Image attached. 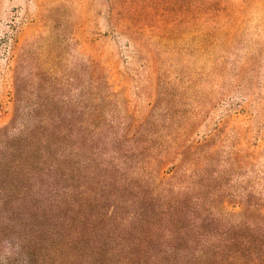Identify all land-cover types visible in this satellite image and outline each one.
I'll return each instance as SVG.
<instances>
[{
  "label": "trees",
  "instance_id": "trees-1",
  "mask_svg": "<svg viewBox=\"0 0 264 264\" xmlns=\"http://www.w3.org/2000/svg\"><path fill=\"white\" fill-rule=\"evenodd\" d=\"M178 2L181 33L194 32L198 48L209 50L217 22L230 15L225 0ZM145 26L153 28L151 16ZM149 53L153 72L163 74L158 54ZM86 77L69 78L81 98L65 105L68 112L49 98L55 82L48 91L37 82L35 94L24 96V81L14 79L15 107L26 101L30 109L20 129L18 112L0 128V264H104L102 254L118 264H168L169 257L177 264H264V227L253 225L240 196L220 186L206 199L208 183L224 180L222 172H204L207 140L166 130L168 82L150 83L153 103L139 114L110 90L97 65L86 66ZM238 159L233 154L229 166ZM129 207L130 219L122 212Z\"/></svg>",
  "mask_w": 264,
  "mask_h": 264
},
{
  "label": "rangeland",
  "instance_id": "rangeland-1",
  "mask_svg": "<svg viewBox=\"0 0 264 264\" xmlns=\"http://www.w3.org/2000/svg\"><path fill=\"white\" fill-rule=\"evenodd\" d=\"M225 2L230 15L217 22L215 42L204 52L194 32L181 33L178 0H0V128L15 112L17 129L27 123L26 101L14 104L15 78L24 81V96L35 94L37 82L46 91L55 82L49 98L68 112L65 105L81 98L67 87L69 78H87L86 66L97 65L110 90L139 114L153 103L150 83L164 80L172 106L166 130L207 140L212 154L204 172L224 175L208 183L206 199L222 186L228 196H240L254 226L264 227V0ZM150 16L153 28L145 26ZM149 50L158 54L163 74L153 72ZM233 154L240 163L231 168ZM106 204L103 214L111 208ZM133 211L122 212L130 219ZM100 256L118 264L114 255Z\"/></svg>",
  "mask_w": 264,
  "mask_h": 264
}]
</instances>
